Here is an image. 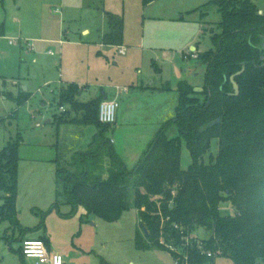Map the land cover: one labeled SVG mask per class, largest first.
Returning <instances> with one entry per match:
<instances>
[{
    "label": "rangeland",
    "instance_id": "rangeland-1",
    "mask_svg": "<svg viewBox=\"0 0 264 264\" xmlns=\"http://www.w3.org/2000/svg\"><path fill=\"white\" fill-rule=\"evenodd\" d=\"M210 1L153 0L145 4L144 0H0V24L6 27V32L0 33V116L16 113L15 118L0 126V151L18 132L23 135L24 144L19 150L24 160L19 163L18 218L23 227L34 228L42 221V214H46L45 230L29 232L27 238L48 236L54 253L61 254L70 264L174 263L166 250L137 249L135 235L141 226L133 194L131 208L115 222L94 214L86 216L81 206L73 213L69 205L53 207L59 187L52 161V142L57 140L55 115L63 111L59 91L67 83L85 87L79 95L82 102L104 91L112 97L115 92H124V87L131 88L128 96L118 95L117 123L112 124L107 136L114 140L115 151L132 169L175 113L174 108L168 114L173 103L177 106L178 83L186 81L198 90L204 86L206 65L197 56L213 48L211 37L221 32L217 5L209 3L199 9ZM251 1L264 8V0ZM107 11L124 20L126 52L122 55L118 48L100 46L96 28L108 30ZM84 28L91 29V35L83 34ZM193 45L198 47L197 54L191 50ZM15 80L21 81L22 89L26 86L33 95L21 106L13 98L3 97L9 96V91L17 92ZM137 86L145 88V92L134 91ZM149 89L157 93L147 95ZM68 126H61L60 143L66 147L74 141L77 144L72 150L86 149L95 128L78 127L82 130L78 135L77 130L75 133ZM168 135L177 136V128L173 126ZM72 152L67 151V156L71 157ZM217 153L218 140L214 139L205 162H209L210 154ZM191 162L190 152L183 144L182 168L187 169ZM3 203L0 200V206ZM220 209L223 214L235 212L229 202L221 203ZM211 235L203 227L192 233L197 240ZM18 237L8 221L0 222V264H35L32 259L23 262ZM215 264L233 262L219 257Z\"/></svg>",
    "mask_w": 264,
    "mask_h": 264
},
{
    "label": "trees",
    "instance_id": "trees-1",
    "mask_svg": "<svg viewBox=\"0 0 264 264\" xmlns=\"http://www.w3.org/2000/svg\"><path fill=\"white\" fill-rule=\"evenodd\" d=\"M151 1L144 0L145 4ZM209 3L216 4L221 14V32L212 35L213 48L197 56L206 65L204 86L198 90L186 81L178 83L175 115L159 129L132 169L107 136L112 124L99 120L104 97L82 102L78 84L60 89L59 104L65 110L55 115L59 187L53 207L69 205L73 213L81 206L86 216L115 222L131 208L133 194L141 226L135 235L137 249L166 250L180 264H215L219 257L233 264H264V14L251 0H212L199 9ZM107 19L109 31L103 43L122 45L124 20L111 12ZM10 97L21 106L31 93L21 90ZM15 117V112L0 117V126ZM62 125L73 127L78 135L82 132L78 127H94L87 148L72 150L74 141L66 147L61 144ZM173 126L178 135L169 137ZM214 139L218 153L205 162ZM22 143L18 132L0 151V200L4 202L0 222L8 221L21 243L29 232L45 229L46 216L43 213L34 228L23 227L18 218ZM183 144L192 158L187 169L181 166ZM67 151H73L71 157ZM223 202L232 205L234 214L221 212ZM198 227L212 232L200 240L201 247L197 239H189ZM40 239L48 247L49 239ZM173 248H181L186 258ZM19 252L25 263L21 247Z\"/></svg>",
    "mask_w": 264,
    "mask_h": 264
},
{
    "label": "built area",
    "instance_id": "built-area-1",
    "mask_svg": "<svg viewBox=\"0 0 264 264\" xmlns=\"http://www.w3.org/2000/svg\"><path fill=\"white\" fill-rule=\"evenodd\" d=\"M11 44H14V40H10ZM120 53H125V48H120ZM128 87H124V92L128 91ZM119 107L118 95L112 99H105L100 104L99 108V120L104 124H114L117 118V109ZM62 110H65L64 107H61ZM113 142V140H112ZM192 235L189 239H193ZM196 239V238H195ZM198 245L200 246V240ZM22 254L26 259H32L36 264H65L63 256L59 253L50 252L45 242L40 238L35 239H24L21 245ZM178 254L184 256L181 248H173ZM173 264H180L179 259H175ZM189 264V263H186Z\"/></svg>",
    "mask_w": 264,
    "mask_h": 264
},
{
    "label": "crops",
    "instance_id": "crops-1",
    "mask_svg": "<svg viewBox=\"0 0 264 264\" xmlns=\"http://www.w3.org/2000/svg\"><path fill=\"white\" fill-rule=\"evenodd\" d=\"M212 1V0H211ZM153 2V1H152ZM258 8H259V10H260V13H262V14H264V8L263 7H259L258 6ZM107 12H110V11H107ZM107 12H106V25H107V28H108V19H107ZM181 18H183V16H181ZM0 31L4 34L5 32H6V27H5V24L3 23V24H0ZM97 29V31L99 32V34H100V36H99V39H100V46L101 47H103V48H106V49H110V48H118V52H119V50H120V48H125L126 47V45H124L123 43H122V45H119V46H117V45H106V44H104L103 43V41H102V38H103V36L109 31V28H108V30H104V29H101V28H96ZM91 33H92V31H91V29H88V28H84L83 29V34H85L86 36H89V35H91ZM32 49V48H31ZM191 50L193 51V52H195L196 54H197V50H198V47L196 46H192L191 47ZM32 51H33V49H32ZM50 52V51H49ZM125 52H126V48H125ZM51 53V52H50ZM120 53V52H119ZM121 55H122V53H120ZM195 54V55H196ZM67 84H69V83H67ZM66 84V85H67ZM14 85H17L18 86V89H17V92H8V94L10 93V95L8 96V95H3V97L4 98H6V97H10V96H14V97H16V94H17V96L19 95V90H22V91H24V92H29V88H27L26 86H24V88L22 89V83H21V81H19V80H15L14 81ZM79 85V84H78ZM79 86H81V85H79ZM65 87V86H64ZM81 87H83L82 88V91L80 92V94L83 92V90L85 89V87L84 86H81ZM129 90L128 91H126V92H121V93H113V95H112V97H109L107 94H106V92L104 91L103 93H102V95H99V96H104V99H112V98H115L117 95H120L121 97H125V96H128L129 94H130V92H131V88H128ZM145 88H143V87H141V86H137L136 88H134V91H136L137 93L139 92V93H144L145 92ZM147 93V92H146ZM155 93H157L156 91L154 92L153 90H151V89H149V91H148V94L147 95H151V96H153V94H155ZM79 94V95H80ZM33 97V95H32V93H31V97L28 99V101L31 99ZM11 98V97H10ZM27 101V102H28ZM26 102V103H27ZM25 103V104H26ZM147 103V102H146ZM172 107L173 108H171V111H169V113L168 114H171L172 113V111L174 110V108H175V110H176V105H175V103H173V105H172ZM169 109H167V111H168ZM8 115V114H7ZM6 115V116H7ZM175 115V113L173 114V116ZM173 116H171L169 119H171ZM0 117H3V116H0ZM5 117V116H4ZM116 123H117V120H116ZM111 140H113V139H111ZM113 143H114V140H113ZM24 144V140H23V143H22V145ZM54 144H55V142H52V146H53V150H54V157L52 158V161L54 162V159H55V157H56V150H55V148H54ZM21 145V146H22ZM20 158H21V160H20V164H21V162H23V160H24V156L21 154V152H20ZM54 164H55V162H54ZM56 165V164H55ZM45 230V229H44ZM44 236H46V235H44ZM47 238H48V236H46ZM39 238H41V236L39 237ZM25 239H29V238H25ZM33 239V238H32ZM49 239V245H48V249L50 250V252H55L52 248H53V246H52V242L50 243V238H48ZM26 259V258H25ZM36 264V263H35ZM65 264H70V261H68V260H66L65 261Z\"/></svg>",
    "mask_w": 264,
    "mask_h": 264
},
{
    "label": "water",
    "instance_id": "water-1",
    "mask_svg": "<svg viewBox=\"0 0 264 264\" xmlns=\"http://www.w3.org/2000/svg\"><path fill=\"white\" fill-rule=\"evenodd\" d=\"M263 60H264V57H263ZM243 70H244V68H243ZM243 70H241V71L238 72L237 74L242 73ZM231 81H232V84H233V86H234L235 94L238 95V94L240 93V88H239V84L235 81V75H233V76L231 77Z\"/></svg>",
    "mask_w": 264,
    "mask_h": 264
}]
</instances>
